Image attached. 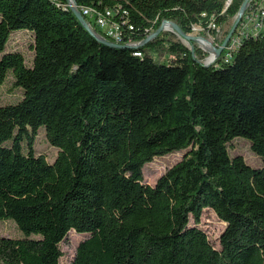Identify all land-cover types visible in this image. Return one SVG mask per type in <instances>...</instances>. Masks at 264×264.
Returning <instances> with one entry per match:
<instances>
[{
	"label": "trees",
	"instance_id": "1",
	"mask_svg": "<svg viewBox=\"0 0 264 264\" xmlns=\"http://www.w3.org/2000/svg\"><path fill=\"white\" fill-rule=\"evenodd\" d=\"M243 1L72 0L111 10L115 42L66 0H0V85L9 75L20 91L0 105V219L22 234L0 236V264H59L69 230L86 235L69 264H264V27L207 65L162 31L149 38L164 20L214 33ZM15 30L32 35L29 66L5 50ZM40 126L51 163L33 150ZM235 137L261 166L230 157ZM179 151L143 183L144 165ZM205 208L225 223L218 248L196 226Z\"/></svg>",
	"mask_w": 264,
	"mask_h": 264
},
{
	"label": "rangeland",
	"instance_id": "2",
	"mask_svg": "<svg viewBox=\"0 0 264 264\" xmlns=\"http://www.w3.org/2000/svg\"><path fill=\"white\" fill-rule=\"evenodd\" d=\"M247 1V4H245V11L251 3L254 2L256 6H259L261 2L260 0ZM245 11H242L243 15ZM242 18L243 16L240 18V20H242ZM235 19H230L215 35H212L207 30L200 29L198 27H193L191 32L188 33V35L191 37V39L188 40L182 38L180 35H175V32L173 31V28L170 24H166L162 32L164 37H169L172 40L180 41L189 48L194 49V47H196L201 52H204V55L206 56L204 61L206 63H209L213 61V54L216 55L213 49H215L216 45H221V42L226 36V32L230 29ZM247 30H254V27H252V23L244 22L242 31L247 32ZM31 45L32 35L28 31L15 30L9 36V39L5 46V50H16L22 53L25 65L29 66L32 57ZM223 52L224 50L221 51L220 55H222ZM156 58L159 61L165 63L170 60V57L167 55L156 56ZM19 97L20 91L18 88H15L11 85V78L8 75L5 81L0 85V105L15 102ZM42 128V126L38 128L37 135L33 143V150L35 155L40 154L44 156L45 160L48 163H51L56 156L57 149L55 147L50 146L46 142ZM228 149L230 157L240 155L248 165L252 167L261 166V159L251 151L250 143L247 139L243 137H235V139H233L229 143ZM183 153L184 151H179L170 153L162 157H155L151 162L144 165L142 168L143 183L153 185L156 179L161 174H163L167 168L171 167L175 162L180 160ZM194 224L195 223L193 222V219L190 218L189 225ZM196 226L200 228L203 232H205L209 242L213 247H219L218 239L219 235L225 227V223L217 217L213 210H211L210 208L203 209L200 216V221L196 224ZM19 233L20 232H18L16 227L12 224V221H3V219H0V236H22V234ZM85 236V234H78L72 230H69L67 232L66 236L59 243V248L61 251V256L58 259L59 264H69L77 242L83 239Z\"/></svg>",
	"mask_w": 264,
	"mask_h": 264
},
{
	"label": "built area",
	"instance_id": "3",
	"mask_svg": "<svg viewBox=\"0 0 264 264\" xmlns=\"http://www.w3.org/2000/svg\"><path fill=\"white\" fill-rule=\"evenodd\" d=\"M259 6H256V4L253 2L249 5L247 10L245 11V5L243 10L245 11L244 15L241 13L240 18L243 16L242 20L239 19L232 35L230 36L229 40L227 41L226 45L222 48L224 50L223 55L224 58H228L231 54V51H233L239 44L241 39L248 35H255L257 34L262 28L264 27V0H260ZM248 1H246L245 4H247ZM65 6L71 10H77L81 16L83 17L84 21L86 22L90 34L92 36H95L97 39L102 40L106 37L112 38L115 42H119L121 39V33H120V26L113 20L112 18V11L109 9L105 10H97L95 8H91L88 6H79L77 7L72 0H66ZM259 7V8H258ZM244 22H250L252 23V27H254V30H247V32L242 31L243 30V24ZM198 27L202 29L200 26H193ZM192 27V28H193ZM211 29H214V33L211 30H207L212 35H215L221 28L217 27L215 28L214 25H210ZM177 35H179L175 30H173ZM220 45H216L215 49L219 47ZM215 49L213 51L215 52ZM204 54V52H203ZM216 54V53H215ZM213 61L206 63L203 59V62L207 65L210 63H213L216 59L218 54L214 55Z\"/></svg>",
	"mask_w": 264,
	"mask_h": 264
},
{
	"label": "water",
	"instance_id": "4",
	"mask_svg": "<svg viewBox=\"0 0 264 264\" xmlns=\"http://www.w3.org/2000/svg\"><path fill=\"white\" fill-rule=\"evenodd\" d=\"M247 0H244L240 6V9L238 11V17L235 19V21L233 22V24L231 25L229 31L227 32L225 38L223 39V41L221 42V45L219 47H217L215 49V53L216 54H220L221 51H222V48L226 45L227 41L229 40L230 36L232 35L239 19H240V15L243 11V8H244V5L246 3ZM71 12L72 14L77 18V20L80 22V24L82 25V27L88 31L90 33V30L86 24V22L84 21L83 17L81 16V14L77 11V10H74V9H71ZM166 24H170L173 28V30H175L182 38L188 40V39H191V37L188 35V34H185L181 31V29L179 28V26L173 22H168V21H162L159 28L154 32L152 33L149 38L153 37L155 34L161 32L162 30H164L165 28V25ZM190 50L193 52V48H190Z\"/></svg>",
	"mask_w": 264,
	"mask_h": 264
}]
</instances>
